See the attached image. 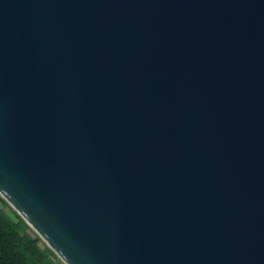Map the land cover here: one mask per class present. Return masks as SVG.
<instances>
[{
	"label": "water",
	"instance_id": "95a60500",
	"mask_svg": "<svg viewBox=\"0 0 264 264\" xmlns=\"http://www.w3.org/2000/svg\"><path fill=\"white\" fill-rule=\"evenodd\" d=\"M0 197L63 264H264V0H0Z\"/></svg>",
	"mask_w": 264,
	"mask_h": 264
},
{
	"label": "trees",
	"instance_id": "16d2710c",
	"mask_svg": "<svg viewBox=\"0 0 264 264\" xmlns=\"http://www.w3.org/2000/svg\"><path fill=\"white\" fill-rule=\"evenodd\" d=\"M0 264H63L1 197Z\"/></svg>",
	"mask_w": 264,
	"mask_h": 264
},
{
	"label": "rangeland",
	"instance_id": "374dc122",
	"mask_svg": "<svg viewBox=\"0 0 264 264\" xmlns=\"http://www.w3.org/2000/svg\"><path fill=\"white\" fill-rule=\"evenodd\" d=\"M61 262V261H60Z\"/></svg>",
	"mask_w": 264,
	"mask_h": 264
}]
</instances>
